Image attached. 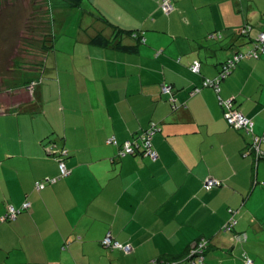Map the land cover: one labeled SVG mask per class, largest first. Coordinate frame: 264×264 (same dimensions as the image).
<instances>
[{
    "label": "crops",
    "instance_id": "crops-1",
    "mask_svg": "<svg viewBox=\"0 0 264 264\" xmlns=\"http://www.w3.org/2000/svg\"><path fill=\"white\" fill-rule=\"evenodd\" d=\"M87 1L97 9H125L127 15L114 21L120 34L98 28L85 40L98 63L87 70L92 89L84 84L77 99L83 102L77 117L83 125L78 130L72 125L69 134L66 123L67 140L48 141L50 134L36 129V119L24 127L28 121L21 113L0 114V264L178 262L200 239L209 240L208 264H244L245 252L263 262L264 161L256 164L252 155H243L253 136L228 126L215 91L204 89L194 97L190 92L217 76L235 53L254 48L264 32V0H179L168 16L161 0ZM134 8L139 17L131 16L128 9ZM248 25L252 29L242 36ZM130 31L139 32L144 42ZM97 35L136 51L95 45ZM41 48L44 57L52 53ZM195 60L201 62L200 74L190 70ZM37 77L39 103L44 87L41 74ZM167 84L177 110L161 92ZM220 96L233 99L253 122V134L264 136V55L240 61L221 83ZM153 122L162 127L153 142L157 162L121 158L107 143L113 136L124 142ZM60 150L68 155H56ZM61 157L70 175L38 191L37 183L59 177ZM208 178L223 185L206 191ZM26 203L30 208L15 221H1L9 207ZM229 208H239L237 233L247 235L245 243L229 244L230 235L221 230ZM109 233L130 245L131 253L103 247Z\"/></svg>",
    "mask_w": 264,
    "mask_h": 264
},
{
    "label": "rangeland",
    "instance_id": "rangeland-1",
    "mask_svg": "<svg viewBox=\"0 0 264 264\" xmlns=\"http://www.w3.org/2000/svg\"><path fill=\"white\" fill-rule=\"evenodd\" d=\"M51 1L0 0V93L20 88L31 91V88L34 87L33 84L38 82L37 79L40 78L37 77V74L41 70L43 58L47 61L41 47L47 36L48 39L52 37L54 52L49 54L48 64H45L50 70L44 78H41V85L43 84L44 87L42 97L39 103L34 99L35 102L32 107L34 109L31 106L28 108L26 105L25 111L21 114L28 121L24 122V127L27 125L32 127L33 124L29 120L36 119L34 122L36 129L45 130L50 134L44 140L59 141V137L62 140H67L66 123L69 124L67 127L69 134L72 125L77 130L79 125H83L80 118H77L81 114L80 108L83 102L78 104L77 99L81 98L80 93L84 84L85 86L88 84L89 88L92 89L91 84L93 82L87 75V70L90 69L91 64L98 63L92 58L93 55L87 53L85 40L96 34L98 28H103L109 33H115L114 25L116 23L114 21L125 17L127 12L124 11L125 9L118 8L97 9L91 6L87 0H83L81 4L76 6H72L63 0L64 4L61 5L56 2L52 4ZM128 10L131 16L139 17L141 15L138 8ZM29 78L33 79L29 80ZM84 79L86 80L84 81ZM72 96L76 97L75 101H73ZM6 99L5 101L8 102ZM20 100L21 98L18 97L17 101ZM93 102L96 103L94 100ZM84 103L86 105V102ZM69 109H73V111H69ZM65 112L68 114L67 121L64 119ZM86 112L91 115L95 114V110L90 111L89 109ZM68 136L69 142L73 143L72 136ZM107 143L111 145L109 141ZM120 203L122 204V202ZM171 204H174L173 200L168 201V206ZM114 205L117 206L115 203ZM238 213L239 208H229L230 217L221 228L223 233L230 235L229 244L237 245L247 241L246 234H242V238L235 234L238 232V220L236 219ZM105 220L103 223L106 222ZM205 220L206 218L199 220L198 224L202 225ZM230 221L235 222L234 232L223 230ZM105 251L107 250L105 249ZM237 257L239 260L241 259L239 256ZM248 258L253 264H264V261L259 263L257 258L254 259L249 255ZM197 259L199 260V258ZM206 259L203 264H208V255H206ZM256 260L258 263H255ZM216 262L223 264L226 261L220 263L219 260H216ZM242 262L246 264L244 259ZM225 264L235 263L227 261Z\"/></svg>",
    "mask_w": 264,
    "mask_h": 264
},
{
    "label": "trees",
    "instance_id": "trees-1",
    "mask_svg": "<svg viewBox=\"0 0 264 264\" xmlns=\"http://www.w3.org/2000/svg\"><path fill=\"white\" fill-rule=\"evenodd\" d=\"M63 1L67 2L68 4H70L72 6H76V5L81 4L83 0H63ZM163 1L164 0H161V2H160V9L163 12V14H165L166 16H168L174 10V3H176L179 0H169L170 3H171V6H172V11L169 14H167V13H165L163 11V8H162ZM244 28H245L244 30L240 31V34L242 36L244 34L248 33L247 32L248 29H252V27L249 26V25L247 27H244ZM123 32H126V31H123ZM115 33H119L120 34V32L117 31V30L115 31ZM262 33H264V32H262ZM262 33H260L257 36V38L255 39L254 48L253 49H255L256 45L258 44L259 36ZM128 34H130V36L134 37L138 41L139 44L142 43V42H144L143 38L140 37L139 32H136V31H133L132 32V31H130ZM210 36H211V38H214V37L215 38L216 37L221 38L222 37L219 34H217V35L216 34H211ZM92 43L95 44V45H99V46H103V47H109V48L117 49V50H124V51H129V52H135L136 51V46H124V45H121L120 43H115L114 40L109 39V38H106L103 35H97V36H95L92 39ZM43 45H44V48L49 49L50 52H54V50H53L54 49V44H53L52 37H50L49 39H48V37L45 38ZM251 51H249V52H251ZM249 52H247L246 54L245 53H241V52L235 53L230 59H228L227 61H225V62H223L221 64L220 71L217 74V76H215L214 78H205L204 81H203V83H202V86L201 87L194 88L190 92V95L192 97H194V96L198 95L199 93H201L202 90H204V89H212L213 91H215V93L218 96L219 105L222 108L224 119H225V114L227 112L231 111V109L233 111H239V112H241L235 106V102H234L233 99H223L220 96L221 83L224 80H226L235 71V69L237 68V65H238V63L240 61H242L244 59H255V60H257V59H260L264 55V52H261L262 54H260L258 58L244 56L243 58H240V59L236 60V58L239 57L241 54L247 55ZM45 57H47V56H45ZM196 62L200 64V69L197 72L194 71V69H193V67H194V65H195ZM231 62L234 63L232 67H230ZM46 63L48 64V57H47V61H46V59H43V61L41 63V70L39 72L41 74V78H44L45 74L47 72H49V70H50L48 68V66L45 65ZM190 70L194 74H200L201 73V62L199 60L193 61L192 64H191V66H190ZM33 85H34V87L31 88V91L29 89H26V88L25 89L24 88H20V89L14 90V91H12V90L7 91L6 90L5 92L0 93V114L11 113V112H14V113L24 112L25 109H26L25 108L26 105H27V107L28 106L29 107L31 106V108H32L34 106L33 103H34V99H35L34 98V93H35V91L37 89L38 83L35 82ZM168 87H169V91H164V89L165 88H168ZM161 92H162L163 95L169 96V101H170V103L172 105L173 110H177L179 108V106L177 105L176 99L173 97V94L174 93H173L172 86H170L169 84L164 85L161 88ZM18 97L21 98L20 101H17L18 100ZM6 98H11V99L13 98V100L6 99ZM5 99L8 100V102H6ZM229 100L231 101V107H232L231 109H228L227 108L228 107L227 101H229ZM21 107H23L24 109L21 108ZM225 121L228 124V126L231 129H234L235 131H239V132L240 131H244L247 134L248 133L249 134H252V136H253L252 137V140L249 143L248 147L243 151V155L244 156L252 155L254 157V159H255V163L256 164H258L260 161H264V150L262 149V145L264 144V140H263L264 139V136H255L253 134L254 133L253 130H252V132H248L247 129H239V130L238 129H235L234 127H232L231 125H229V123L227 122L226 119H225ZM253 127H254V124H253ZM161 132H162V127L158 123L153 122V123L150 124V126L146 130H144V131H142L140 133H137V134L133 135L130 139H128V140H126L124 142H119V140L116 137L113 136L112 138H114L116 144H114V143H110V144L112 146L117 147L119 149V156L121 158L141 156V157L149 158L152 162H157L159 160V153L154 148L153 142H154L155 137L158 134H160ZM256 137L259 138V142L257 144L255 143V138ZM126 143H131L132 144V152L131 153H125L124 147H125ZM255 146H258V148L260 150V153H257V151L254 149ZM148 151H151V152L156 153L157 154V159L156 160H153L151 158V156L148 155ZM67 155H68V153H67ZM58 163H59V160H58ZM208 179H210V178H208ZM206 181L203 182V188L206 191H211L212 189L221 187L223 185L222 182L218 180L221 183L219 186H216V187H212L210 189H207V188H205ZM223 230H226V228H223ZM227 231H229V230H227ZM232 232H234V229L232 230ZM235 234L236 235H240L241 237H239V238H242V234L237 233V232H235ZM202 240L203 239H200V240L196 241L195 244H200L202 242ZM204 241H206L207 246H206L205 249H203V255L202 256L192 255L191 254V250L193 249V247H192L190 249V251L188 252V254L186 255V257L184 256L183 261H178V262L176 261V262H169L168 263L166 261L158 260V261H152V262H150L148 264H152L153 262H156L155 264H194V263L195 264H203L206 261V255H207V251H208V248H209V240L204 239ZM195 244L193 246H195ZM103 247H105V246H103ZM105 248L114 249V248H111V247H105ZM117 250H120V249H117ZM120 251H122V250H120ZM125 254H127V253H125ZM200 257H204V260L202 262L200 261ZM197 258H199V260ZM245 258H248V255H247L246 252L243 253V259L246 262Z\"/></svg>",
    "mask_w": 264,
    "mask_h": 264
},
{
    "label": "built area",
    "instance_id": "built-area-1",
    "mask_svg": "<svg viewBox=\"0 0 264 264\" xmlns=\"http://www.w3.org/2000/svg\"><path fill=\"white\" fill-rule=\"evenodd\" d=\"M162 8L163 11L167 14H169L172 11V6L169 0H164L163 4H162ZM261 52H264V33H262L259 36L258 39V44L256 45L255 49H253L251 52H249L247 55H243L241 54L239 57L236 58V60L243 58L244 56H249V57H253V58H258L260 54H262ZM233 62H231L230 67L233 66ZM194 71H199L200 69V64L199 63H195L194 67H193ZM164 91H169V87L165 88ZM228 104V109H231V101H227ZM225 119L227 120V122L229 123V125H231L232 127H234L235 129H247L248 132H252L253 130V123L245 117V115H243L241 112L239 111H233L231 109V111L227 112L225 114ZM264 140V139H263ZM259 142V138L256 137L255 138V143L257 144ZM109 143H114L116 144L114 138H111L109 140ZM55 146L51 147V150L54 152L55 151ZM257 153H260V150L258 148V146H255L254 148ZM57 150V149H56ZM124 151L125 153H131L132 152V144L131 143H126L125 147H124ZM56 155L61 154L62 157L67 156V152L66 151H56L55 153ZM148 155L151 156V158L153 160L157 159V154L151 151H148ZM62 157L59 159V177H57L56 179H52V180H47V181H43L40 183L36 184V189L39 190H43L47 185L50 184H54L57 181L66 178L70 175V171L68 170V168L66 167V164L64 162V160L62 159ZM221 183L218 180L215 179H208L205 183V188L210 189L212 187H216L219 186ZM30 208V204L26 203L25 205H23V207L21 209H18L16 207H9L7 213L1 218V221L3 222H12L15 221L18 217V215L24 211V210H28ZM235 226V222L230 221L226 226V230L232 231L234 229ZM102 245L105 247H111L114 249H120L125 253H130L132 251V247L130 245H122L121 243L114 241L112 235L109 233L103 240ZM207 246L206 241H204V239L202 240V242L200 244H195V246H193V249L191 250V254L192 255H199L202 256L203 255V249H205ZM204 260V257H200V261L202 262ZM246 260V264H253L252 261H250L249 258H245ZM156 262H153L152 264H155ZM195 264V263H194Z\"/></svg>",
    "mask_w": 264,
    "mask_h": 264
}]
</instances>
